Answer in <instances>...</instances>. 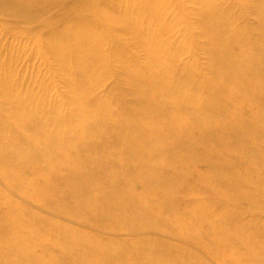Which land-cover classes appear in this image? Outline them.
Wrapping results in <instances>:
<instances>
[{
    "label": "bare ground",
    "instance_id": "bare-ground-1",
    "mask_svg": "<svg viewBox=\"0 0 264 264\" xmlns=\"http://www.w3.org/2000/svg\"><path fill=\"white\" fill-rule=\"evenodd\" d=\"M0 17V264H174L172 245L226 264L201 226L225 221L264 264V0H0Z\"/></svg>",
    "mask_w": 264,
    "mask_h": 264
},
{
    "label": "rangeland",
    "instance_id": "rangeland-1",
    "mask_svg": "<svg viewBox=\"0 0 264 264\" xmlns=\"http://www.w3.org/2000/svg\"><path fill=\"white\" fill-rule=\"evenodd\" d=\"M230 6H231V2L230 1L225 2V3H223L221 5V7L224 8V9H229ZM171 13H172V11H170L167 14V17H164V19H167V21L169 23L170 22L173 23V21H175L174 19L179 18V16H180L179 14H176V15H174L175 16V18H174V16ZM248 13L249 12L247 11V15L249 17ZM0 20H3V18L0 17ZM6 20L9 21V22H7V21L5 22L6 27H9L10 30L19 31L22 34V32L19 29H16L15 25H13V24H16L17 21H19L18 19H16V18H7ZM177 21L180 24V19L179 20L177 19ZM38 28L40 30H43V33H47L48 32V30H44L45 28H43V27H38ZM22 31H24V30H22ZM9 36L10 35H7V36L4 37V39H3L4 42H2L3 49L0 48V50H2V51L3 50H7V46L8 45H9V47H8V50H9L10 46L14 43L11 39H9ZM204 44H205V42H204ZM13 46H15V44H13L12 47ZM42 46H43V43H39V48H42ZM29 50H32V49L28 47L26 49V51H25L27 53L26 54L27 57L30 55V52H28ZM3 53H1V54H3ZM180 55H181L180 57H183L182 60L180 61L181 63L185 62L184 64H186V63L188 64L190 62V60L192 59V57H195L196 60L199 63H202V61H201V59H202L201 55L202 54L201 53L196 54V55L192 54L190 56L189 55H185V54H180ZM22 62H23V59L20 62L21 66L23 65ZM30 68L31 69L32 68L33 69H37L39 71L37 73V75H40V76H38V77H41V76L45 75V73H46V68L43 67V63L41 65V63H40V61L38 59H35V61L32 60V62L30 64ZM115 85L116 84L114 82H108V86H110V87L116 88ZM196 136H198V135H196ZM196 166H198V167H196ZM196 166H194L195 168L191 167V169H192L191 172H189L187 174L186 178L184 177L185 181L181 180L183 185H181L182 184L181 182H180L181 183L180 185L183 186V187H180V185H179L180 188L178 186H176L177 190H176V187H175V189H174V191L172 193V195L174 194L173 198L175 199V201L177 203L178 212H182V209H184V207H185L184 201L186 202L187 192H190V190H192V188L190 189V187H192V185L195 184L196 176L199 174V173L197 174V172H198V170H200V168H202L203 165H196ZM189 177L191 178V181L189 180L190 179ZM4 185H5V183L0 182V189L4 188L5 187ZM257 188H259V185L254 184L253 190H255ZM230 193L232 194V192L230 190H228V191L225 192L224 196H228V195H230ZM222 197L223 196H220L217 193V197L213 198V192L203 189L202 197H200V198H203V199L209 201L211 206L213 205V203L217 202L216 207L220 208V201H222ZM14 201L18 205H20V204L25 205V203L22 200H20V199H15ZM180 204H181V207H180ZM190 204H192L191 200L186 203V205H190ZM239 205H240V203H236L235 204L236 207H238ZM28 206L31 208L32 212H35L36 214H38L40 216L47 217L44 213H42L40 211V209H38V212H37V207L38 206L36 204L29 203ZM244 208H246V204H241V209H244ZM154 210L155 209H152V211H154ZM174 214H179V213L174 212L171 215L174 216ZM259 215H261L259 210H256L255 212H251V216L249 217V219L251 221H253V222H256L257 219L259 218ZM169 217H171V216H168V214L164 215V218H166V219L169 218ZM262 217L264 218V216H262ZM257 224H258L259 227L261 226L260 223H257ZM190 225H196V224L195 223H191ZM230 225H232V224L231 223L227 224V221H225V223H223V222H212V223H210L208 225H203L202 224L201 226H202V228H203V230L205 232V235H207L209 240H210L211 251L213 252V255H216L219 258H223L225 260L226 264H247L246 262H248V261L245 258L246 257V254L244 253L245 251L240 246L242 244H244L246 242V239H248V238L245 237V236L239 235L238 231L233 230V228ZM245 235H247V234H245ZM104 237L106 239H108V240H112V239L114 240L113 236H105L104 235ZM126 237L127 236H124V238H126ZM156 237L157 238H155V239H157L158 241H161V242H165V243L168 242V243H172V244H178L177 242L171 240L168 237L167 238L166 237H162V236H156ZM192 249L193 248H190L189 250H192ZM183 251H185V250L179 249V245L176 246L174 249H173V245H172V246H170L168 252H166V255H167V257L169 256V261L171 263L175 264V263L181 261V257L182 256H180V254ZM194 253L195 252L191 253V256L194 255ZM195 255H198V257H200L202 260L206 261V258L204 257V255L202 253L200 254V252H197V254H195ZM183 256H187V255H183ZM186 261L187 260L184 259L185 264L187 263ZM179 264H184V263L181 262ZM222 264H224V262Z\"/></svg>",
    "mask_w": 264,
    "mask_h": 264
}]
</instances>
